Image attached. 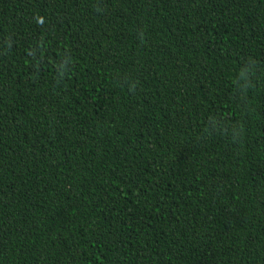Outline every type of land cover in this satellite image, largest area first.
I'll use <instances>...</instances> for the list:
<instances>
[{"label": "trees", "instance_id": "1", "mask_svg": "<svg viewBox=\"0 0 264 264\" xmlns=\"http://www.w3.org/2000/svg\"><path fill=\"white\" fill-rule=\"evenodd\" d=\"M0 264H264V0H0Z\"/></svg>", "mask_w": 264, "mask_h": 264}]
</instances>
